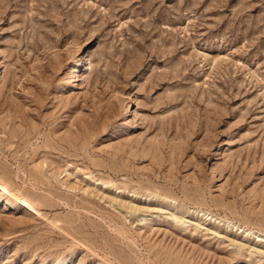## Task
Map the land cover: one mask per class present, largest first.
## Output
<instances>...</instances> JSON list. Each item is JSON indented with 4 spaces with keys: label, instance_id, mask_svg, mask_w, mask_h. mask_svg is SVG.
Here are the masks:
<instances>
[{
    "label": "rangeland",
    "instance_id": "1",
    "mask_svg": "<svg viewBox=\"0 0 264 264\" xmlns=\"http://www.w3.org/2000/svg\"><path fill=\"white\" fill-rule=\"evenodd\" d=\"M0 264H264V0H0Z\"/></svg>",
    "mask_w": 264,
    "mask_h": 264
}]
</instances>
